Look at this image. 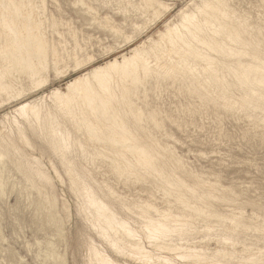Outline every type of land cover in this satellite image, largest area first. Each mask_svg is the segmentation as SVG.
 Segmentation results:
<instances>
[{
	"label": "bare ground",
	"instance_id": "1",
	"mask_svg": "<svg viewBox=\"0 0 264 264\" xmlns=\"http://www.w3.org/2000/svg\"><path fill=\"white\" fill-rule=\"evenodd\" d=\"M231 1L191 0L178 9L175 20L164 23L156 39L148 37L128 53L92 65L91 56L78 57L81 47L73 28L65 33L72 50L62 35L46 36L48 22L51 33L62 22L46 14L45 0H0V108L14 103L10 112L0 116V188H4L2 176L14 169L37 189L47 201L51 214L45 215L56 229V240L64 228L54 219L52 179L40 159L49 160L57 178L56 161L77 198L82 219L80 228H73V264H264V213L245 215L259 214L255 209L264 207L238 203V194L232 195L217 179L205 180L187 169L174 148L162 145V139L159 143L143 124L159 129L156 112H144L136 103L140 88L145 90L155 81L176 87L203 106L230 113L264 111V25L240 14ZM78 3L86 5L84 0ZM116 4L123 16L131 11L142 18V25L129 18L132 33L139 34L173 8L163 0H117ZM88 6L87 13L92 10ZM110 19L104 17L105 25H100L110 26L125 44L132 43L133 37ZM65 62L74 65L71 70L90 66L63 90L26 99L46 85L49 72L61 76ZM102 168L125 185L134 181L145 186L147 196L130 199L117 193L108 180L99 183ZM154 193L160 194V204L153 200ZM228 202L235 203L232 210H217V205ZM198 236L212 238L215 247L193 243ZM249 238L255 241L245 243ZM80 240L85 256L78 262ZM50 247L45 259L66 264L55 251L59 248Z\"/></svg>",
	"mask_w": 264,
	"mask_h": 264
},
{
	"label": "rangeland",
	"instance_id": "2",
	"mask_svg": "<svg viewBox=\"0 0 264 264\" xmlns=\"http://www.w3.org/2000/svg\"><path fill=\"white\" fill-rule=\"evenodd\" d=\"M102 1L104 0H87V2L84 0L86 4L84 7L82 4L78 3V0H45L46 14H51L54 18L56 17V19L62 22V26L59 25L57 31L52 32V37V28L49 22H46L49 25L48 26L46 23L44 25V29L46 30L47 28L48 31L46 36L48 38L54 37V39H58L59 37L57 34L62 35L64 38H67L65 39L67 48L72 50V41L65 33H67L69 27L73 28V31L76 30L75 36L78 45H80L81 50L84 49L82 51L78 50V53L76 52L79 55L78 57H80L81 60H85L87 58H85L84 54H87L86 57L91 56V58H93L92 60H94L92 61V65L102 64L114 57H120L123 53H128L131 47L146 41L148 37L156 39L158 32L164 30V23L175 20L178 9L191 0H163L165 3L170 4V9L173 8L161 21L150 25H148L147 22L148 26H146V29L140 34L139 32L132 33L131 27L129 26V18L136 21L139 25L144 23L139 15L130 11L129 13L131 15L127 13L129 15L127 17L126 14L125 17L123 16L124 14H120L117 10V0L112 1L109 5L101 3ZM260 2L263 1L260 0ZM260 2L259 0H232L231 5L240 14H247L246 16L251 18L249 19L250 21L255 20L254 22H259L264 25V23H262L264 22V5H262L264 2L259 6ZM86 6L92 7V10H90L92 14L90 12L87 13V11L85 12ZM94 8L96 9L95 11ZM104 17H110V21H114L113 24L111 23L112 25L115 24L114 26H116L119 24L120 27L122 26V28H120L122 29V33L124 32L123 34L127 33V36H132L133 42L125 44L121 37L110 31V26H106V28L105 26H101ZM125 18H127V23L124 21ZM133 34L136 35L133 36ZM110 47L113 48L111 49ZM65 63L66 66L62 68L64 72L62 73L63 75L61 74L60 76L59 74V76H56L54 73L49 72L47 74L49 81L47 80L46 85H43L42 89L36 91L32 95L30 94L26 99L31 100L39 98V96L42 97L44 94H49L56 88L63 90L65 84L69 80L81 74L86 67L90 66V64H87L81 69L71 70L74 68V65L67 62ZM64 68H67L68 72ZM154 82L155 81H150L147 83V85L143 87L145 90H142V87L140 88V97H138L136 101L144 112L155 111L158 122L160 121L159 125H161L159 129H153L148 122H143V124L147 123L145 124L147 131L150 130L149 133L156 137L155 139H157L159 143L162 139V145L166 146L165 144H167L168 147H173L174 154H177L180 159H182L183 164L187 165L185 167L189 170H193L194 174L201 175V178L203 177L205 180L209 179L213 181L217 179L221 186L228 190L230 189V192L232 191V195L236 196L238 194V197L236 196L238 203L248 201L255 206L264 207V121H261V117L264 116V111L230 113L210 105L203 106L196 98L188 97V95H185L186 93L179 91L174 86L171 88L166 82H161V84H156V82ZM155 85H157L158 88L160 86V88L158 89ZM13 106L14 103L0 108V116H2L3 113L10 112ZM155 129H158V131ZM41 159L40 162L43 169L46 168L45 171L49 173L50 179H52L51 185L53 188L50 192H53L56 197L55 206L57 207V211L56 209L55 211L56 213L58 212L57 214L53 212L55 213L54 219L60 223L62 221V228H64L63 236H58L60 238L56 239L57 241L54 239V237L57 238L58 234L55 231L56 229L48 224L50 223L49 217L46 215L50 210L47 206L45 197L40 195L37 189L32 188L29 183L24 181L18 172L11 169V171L2 176L1 179L4 188L2 189V186L0 188V264H52L50 258H47L48 260L45 259L47 249H50L51 245H53L54 250L59 248L55 251L56 253L59 252V255L64 256L66 264H73L74 262V258L71 255L72 248L74 247L72 238L74 231L80 228L79 226L82 223V219L77 212V198L70 192L67 178L56 164V161H54V165L57 167L58 175L60 176L57 178L50 169V162H47L49 160H47V158ZM102 169L101 175L97 176L99 183L103 182V180H108V183L110 182L117 193L123 196L126 195L130 199H135L136 197L145 198L147 196V189L145 186L142 187L141 184L135 183L134 181H129L125 185L122 181L123 179H118L107 172V169ZM104 170L105 172H103ZM5 178L8 180L7 182ZM58 178H61V181H58ZM62 184L64 187L61 186ZM156 194H153V200L156 202L160 200L157 202V204H160V194L159 197H157L158 195ZM43 202L44 208L47 207L45 209L42 208ZM234 204L233 202H228L219 204L216 208L221 213H227L233 209ZM38 205L42 208L41 210H39L40 208ZM62 207H64V209ZM42 210L45 212H42ZM255 210H259V214L258 212L252 211V213L251 211H247L245 215L252 216L253 214L261 215L264 213V209L256 208ZM50 214L51 212H49L48 215ZM246 222L249 221L247 220ZM49 225L51 227H49ZM52 228H54V231ZM53 240H55V242ZM64 240H66L67 244L64 243ZM50 241H52V243ZM213 241L212 238L203 239L200 236L192 240L193 243L205 244L208 242L207 244L210 248L215 247ZM247 241L248 243H252L255 239L249 238L245 243H247ZM59 242L62 243V246ZM55 243H57V245ZM78 245L80 254L76 256V260L81 262L85 256L83 240H80ZM239 246L240 243L238 244V247ZM78 259L81 260L79 261Z\"/></svg>",
	"mask_w": 264,
	"mask_h": 264
}]
</instances>
